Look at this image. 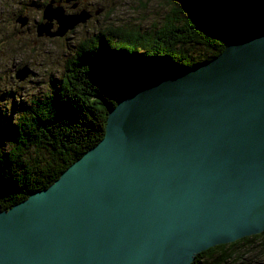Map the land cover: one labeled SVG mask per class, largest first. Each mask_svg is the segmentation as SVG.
I'll return each mask as SVG.
<instances>
[{"label":"water","instance_id":"1","mask_svg":"<svg viewBox=\"0 0 264 264\" xmlns=\"http://www.w3.org/2000/svg\"><path fill=\"white\" fill-rule=\"evenodd\" d=\"M47 10L61 33L82 20ZM263 232L264 31L141 80L96 146L0 207V264H192Z\"/></svg>","mask_w":264,"mask_h":264},{"label":"trees","instance_id":"2","mask_svg":"<svg viewBox=\"0 0 264 264\" xmlns=\"http://www.w3.org/2000/svg\"><path fill=\"white\" fill-rule=\"evenodd\" d=\"M198 1L201 5L192 17L181 16V10L171 8L162 30L152 36H145L139 29L113 34L118 37L115 39L118 45L111 49L119 52L111 56H119L122 51L134 62L143 55L139 62L147 63V70L139 71L131 66L125 78L114 80L113 74L108 72L111 64L104 65V69L98 66V60L103 58L98 48L103 41L99 37L98 44L89 42L88 52L82 51L78 61L72 62L71 80L68 77L59 89L48 93L44 99L33 100L31 106L15 107L22 113L20 118L0 113L2 209H10L34 191L48 188L87 150L96 146L105 135L110 109L142 79H154L162 73V63L189 69L211 60L230 41L247 39L254 29H264V0ZM234 9L241 15L242 22L239 16L232 15ZM106 38L113 41L111 35ZM200 41L206 47L205 52L196 58L188 55L184 47ZM142 47L146 53L140 52ZM258 255L263 259L259 260ZM192 264H264V232L213 247L198 254Z\"/></svg>","mask_w":264,"mask_h":264},{"label":"rangeland","instance_id":"3","mask_svg":"<svg viewBox=\"0 0 264 264\" xmlns=\"http://www.w3.org/2000/svg\"><path fill=\"white\" fill-rule=\"evenodd\" d=\"M52 1L0 0V113L7 112L13 119L22 115L15 107L31 106L33 100L44 99L48 93L59 89L68 77L71 80L73 76L69 71L72 62L78 61L82 51L88 52L89 42L96 44L99 37H102L104 47L98 45L103 54V58L98 60V66L104 69V65L111 64L112 69L108 72L113 74L114 80L125 78L131 66L139 71L147 70L148 64L139 62L143 55L139 60L135 58L134 62H131L133 60L130 55L122 52L119 56H111V53L119 52L111 49L117 46L115 39H118L113 34L126 29H139L145 36H152L165 25L171 8L181 10V16L192 17L201 5L197 0ZM49 8L52 12H62L64 16H76L79 13L82 20L76 21L75 27L63 30L62 33L61 25L53 21L50 31L61 35L49 37L43 33L40 36L39 24L48 25L43 12H47ZM234 12L232 15L240 18L236 9ZM239 21L241 22V18ZM263 30L254 29L247 40L256 37ZM107 35H111L113 41L107 40ZM201 43L202 41L185 46L184 49L188 55L196 58V55L205 52L206 47ZM142 49L140 52L146 53L145 48ZM161 65L163 70L178 68L167 62ZM258 258L263 259L259 255Z\"/></svg>","mask_w":264,"mask_h":264},{"label":"bare ground","instance_id":"4","mask_svg":"<svg viewBox=\"0 0 264 264\" xmlns=\"http://www.w3.org/2000/svg\"><path fill=\"white\" fill-rule=\"evenodd\" d=\"M198 1V0H197ZM205 1V0H204ZM211 4V3H210ZM228 4H229V2H228ZM50 9V8H49ZM203 9V8H202ZM218 9V8H217ZM215 10V9H214ZM222 12V11H221ZM216 13V12H215ZM77 15H79V13H77ZM199 15V14H198ZM259 15V14H258ZM62 16L63 17H68V16H64L63 14H62ZM79 17H80V15H79ZM43 18V17H42ZM218 18V17H217ZM228 18V17H227ZM255 18V17H254ZM44 19L45 20H47L46 19V17L44 16ZM208 19V18H207ZM238 19V18H237ZM253 20V19H252ZM257 20V19H256ZM48 21V20H47ZM26 22H27V20H26ZM242 22V21H241ZM223 24V23H222ZM238 24H240V23H238ZM40 25V28H43V27H45V26H47V25H45L44 23H41V24H39ZM213 25V24H212ZM245 25V24H244ZM210 26V25H209ZM208 26V27H209ZM243 26V25H242ZM246 26V25H245ZM262 26V25H261ZM163 28V27H162ZM218 28V27H217ZM250 29V28H249ZM263 29V28H262ZM162 30V29H161ZM160 30V31H161ZM248 30V29H247ZM251 31V30H250ZM157 32V31H156ZM159 32V31H158ZM229 32V31H228ZM233 32V31H232ZM245 32V31H244ZM256 32V31H255ZM191 33V32H190ZM236 33V32H235ZM232 34V33H231ZM240 35V34H239ZM241 35H242V33H241ZM245 35V34H244ZM239 37V36H238ZM126 42V41H125ZM116 44V43H115ZM118 45V44H117ZM114 48V47H113ZM132 48V47H131ZM122 52V51H121ZM222 52V51H221ZM172 57V56H171ZM119 58V57H118ZM204 62V61H203ZM124 63V62H123ZM116 64V63H115ZM174 64V63H173ZM117 66V65H116ZM172 66V65H171ZM119 67V66H118ZM122 68V67H121ZM131 68V67H130ZM179 68V67H178ZM191 68V67H190ZM129 69V68H128ZM121 70V69H120ZM117 71V70H116ZM121 72V71H120ZM115 73V72H114ZM141 73V72H140ZM123 74V73H122ZM121 74V75H122ZM144 75V74H143ZM154 75V74H153ZM114 77V76H113ZM119 77V76H118ZM140 79H142V78H140ZM151 79V78H150ZM143 80V79H142ZM147 80V79H146ZM118 83V82H117ZM139 84V83H138ZM137 84V85H138ZM88 151V150H87ZM11 159V158H10ZM5 161V160H4ZM13 162V161H12ZM12 164V163H11ZM4 166V165H3ZM13 166V165H12ZM12 169V168H11ZM23 169V168H22ZM5 170V169H4ZM10 170V169H9ZM11 172V171H10ZM11 176V175H10ZM56 180V179H55ZM32 191V190H31ZM35 192V191H34ZM12 201V200H11ZM18 202V201H17Z\"/></svg>","mask_w":264,"mask_h":264},{"label":"flooded vegetation","instance_id":"5","mask_svg":"<svg viewBox=\"0 0 264 264\" xmlns=\"http://www.w3.org/2000/svg\"><path fill=\"white\" fill-rule=\"evenodd\" d=\"M51 2H53L52 0H50ZM59 1V0H58ZM58 1H56V2H58ZM44 14L43 15H45V12H43ZM69 17V16H68ZM48 20V19H47ZM53 21H57L58 22V20L57 19H53L52 21H50V20H48V25H51L52 26V22ZM58 24H59V22H58ZM51 30V29H50ZM55 32H52V31H49V34H54ZM49 37H52V36H50V35H48Z\"/></svg>","mask_w":264,"mask_h":264}]
</instances>
